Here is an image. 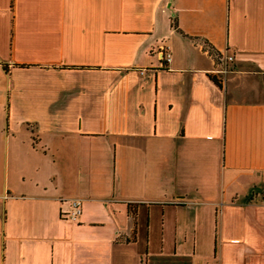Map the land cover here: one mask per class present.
<instances>
[{
  "label": "crops",
  "instance_id": "0c3cea01",
  "mask_svg": "<svg viewBox=\"0 0 264 264\" xmlns=\"http://www.w3.org/2000/svg\"><path fill=\"white\" fill-rule=\"evenodd\" d=\"M263 193L264 0H0V264H264Z\"/></svg>",
  "mask_w": 264,
  "mask_h": 264
},
{
  "label": "built area",
  "instance_id": "2783aa9c",
  "mask_svg": "<svg viewBox=\"0 0 264 264\" xmlns=\"http://www.w3.org/2000/svg\"><path fill=\"white\" fill-rule=\"evenodd\" d=\"M162 55L164 56L165 61H169L170 57L168 53H163ZM233 60L232 55H226L223 58L218 57V68L216 70V72L219 73V75L224 76L226 73L229 72L230 70V64ZM260 201L261 203L264 205V193L260 195ZM79 205H80V201L79 200H72L70 202V212H68V218L70 220H75L76 216L79 214Z\"/></svg>",
  "mask_w": 264,
  "mask_h": 264
},
{
  "label": "trees",
  "instance_id": "16d2710c",
  "mask_svg": "<svg viewBox=\"0 0 264 264\" xmlns=\"http://www.w3.org/2000/svg\"><path fill=\"white\" fill-rule=\"evenodd\" d=\"M172 25L175 27V24H174V23H173ZM209 49H210V53H211L214 57H216V58L218 59V57H219L218 53H217L216 51L212 50L211 48H209ZM211 79H212V81H214L215 83H218L216 77L211 76Z\"/></svg>",
  "mask_w": 264,
  "mask_h": 264
}]
</instances>
